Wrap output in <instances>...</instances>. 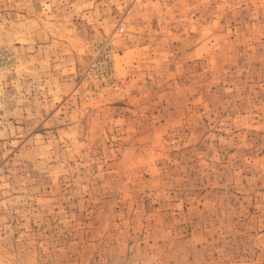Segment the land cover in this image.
I'll list each match as a JSON object with an SVG mask.
<instances>
[{"label":"rangeland","instance_id":"obj_1","mask_svg":"<svg viewBox=\"0 0 264 264\" xmlns=\"http://www.w3.org/2000/svg\"><path fill=\"white\" fill-rule=\"evenodd\" d=\"M0 264H264V0H0Z\"/></svg>","mask_w":264,"mask_h":264}]
</instances>
